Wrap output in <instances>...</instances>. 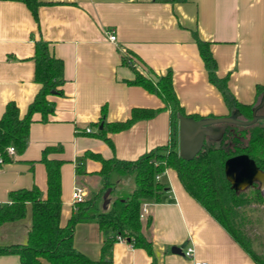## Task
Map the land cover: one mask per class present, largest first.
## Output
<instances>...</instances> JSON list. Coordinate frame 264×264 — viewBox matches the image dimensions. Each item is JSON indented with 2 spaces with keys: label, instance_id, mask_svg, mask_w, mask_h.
I'll return each mask as SVG.
<instances>
[{
  "label": "crops",
  "instance_id": "obj_1",
  "mask_svg": "<svg viewBox=\"0 0 264 264\" xmlns=\"http://www.w3.org/2000/svg\"><path fill=\"white\" fill-rule=\"evenodd\" d=\"M38 1L41 5L35 18L24 2L0 0V117L9 102H15L24 115L40 89L34 80L33 60L38 40L48 42L50 51L64 62L63 95L48 97L55 104L54 113L46 121L35 113L25 151L0 164V203L9 201L11 191L34 186L46 199L47 170L40 160L49 146H61L62 151H52L48 158L65 161L61 169L62 224L74 211L76 187L84 189V201L96 200L103 210L132 191L131 175L118 173L105 189L102 163L94 158L84 161L83 173L77 171V160L87 152L130 161L171 140V111L158 94L129 84L135 73L123 63L127 52L146 75L143 63L158 74L172 72L175 91L189 115L231 114L223 94L209 80L195 34L210 44L217 75L228 77V89L237 101L253 103L257 87L264 85V0ZM110 34L116 35L115 42ZM136 108L158 112L126 130L108 132L112 146L94 135L106 123L128 121ZM259 114L264 116V109ZM160 181L167 189L160 202L147 204L143 219L152 253L118 241L113 244L112 264H193L194 260L257 264L187 192L175 170L167 168ZM106 190L109 194L104 197ZM31 227L32 205L28 204L24 218L0 226V247L25 244ZM107 234L96 222L79 223L74 243L97 260ZM184 244L193 247V258L172 251ZM257 247L253 251L264 258V244ZM19 263L16 254L0 255V264ZM40 264L50 263L42 259Z\"/></svg>",
  "mask_w": 264,
  "mask_h": 264
},
{
  "label": "trees",
  "instance_id": "obj_2",
  "mask_svg": "<svg viewBox=\"0 0 264 264\" xmlns=\"http://www.w3.org/2000/svg\"><path fill=\"white\" fill-rule=\"evenodd\" d=\"M24 2L38 18V0H16ZM199 52L209 74L210 82L223 94L231 113L239 110L241 119L251 120L253 107L264 93V85L257 87L253 103L244 104L232 95L228 89V77L217 75V61L213 57L209 43L195 34ZM130 52L123 55V63L129 65L135 73L131 85L145 88L158 94L171 111L172 137L167 145L157 147L135 160H121L116 157L105 159L99 154L87 152L77 160L78 172H82L84 161L94 158L102 163L100 175L105 178V189L113 184L111 176L131 175L134 187L130 193L111 201L107 210H103L97 201H81L74 203V211L65 224L61 223L62 211V166L64 160L50 159L52 151H62L61 146H49L42 155L41 162L47 170V197L37 186L30 189H17L9 194L7 203H0V226L7 222L17 221L25 217L28 204L32 205V227L25 244L0 247V255L16 254L19 264H40L42 259L50 264H112L113 244L119 238H125L127 243L135 248H143L152 253V242L143 233L141 211L144 204L160 202L167 184L157 180L156 176L164 173L167 168L176 171L179 180L187 192L197 200L232 237L251 254L257 264H264V258L253 251L250 239L242 225L240 212L253 200L262 199L261 190L256 184L252 195L246 190L235 191L225 175V162L228 158L241 154L248 155L257 166L264 171V119L251 126L225 124V134L219 142H206L199 154L191 160H185L179 155V119L178 114L201 119L199 115H189L182 107L173 84L171 71L158 74L147 68V75L135 66ZM34 80L40 84V89L22 115L15 102H9L0 117V158L2 163L12 161V155L7 151L13 146L17 153H23L29 142L33 115L41 113L43 121L54 113L55 104L50 101V95H63L64 62L51 51L48 42L36 41ZM158 110L136 108L132 117L126 122L106 123L94 135L112 146L108 132H119L131 127L142 119L153 118ZM105 110L103 109V118ZM0 163V164H2ZM96 222L100 229L108 233L105 237L101 257L91 259L77 249L74 243L75 229L79 223ZM151 223L150 218L147 225Z\"/></svg>",
  "mask_w": 264,
  "mask_h": 264
},
{
  "label": "water",
  "instance_id": "obj_3",
  "mask_svg": "<svg viewBox=\"0 0 264 264\" xmlns=\"http://www.w3.org/2000/svg\"><path fill=\"white\" fill-rule=\"evenodd\" d=\"M264 109V93L253 107L251 120L241 119L239 110L224 117H204L196 119L191 116L178 114L179 119V155L185 160L196 157L206 142H219L225 134V124L251 126L264 119L259 112ZM225 175L235 191H244L259 184L264 196V171L246 154L230 157L225 162ZM109 192L106 194L108 196ZM108 201H106L107 203ZM187 244L173 247L172 251L184 254Z\"/></svg>",
  "mask_w": 264,
  "mask_h": 264
},
{
  "label": "rangeland",
  "instance_id": "obj_4",
  "mask_svg": "<svg viewBox=\"0 0 264 264\" xmlns=\"http://www.w3.org/2000/svg\"><path fill=\"white\" fill-rule=\"evenodd\" d=\"M130 180L134 184L132 176L130 177ZM258 187L260 188V186ZM253 190L254 187H250L246 189V192L249 195H252ZM107 193L108 191L106 190L104 193V197ZM240 214L242 218V225L247 236L250 239L251 247L254 249V251H257V244H264V196L262 195L261 201L253 200V202L245 207L240 212Z\"/></svg>",
  "mask_w": 264,
  "mask_h": 264
},
{
  "label": "built area",
  "instance_id": "obj_5",
  "mask_svg": "<svg viewBox=\"0 0 264 264\" xmlns=\"http://www.w3.org/2000/svg\"><path fill=\"white\" fill-rule=\"evenodd\" d=\"M109 39L111 41L115 42L116 41V35L110 34ZM87 132H90V129H87ZM7 151H8V153L10 155H14L16 153L15 148L13 146L8 147ZM0 163H2L1 158H0ZM160 177H161V174L157 175L156 176V179L157 180H160ZM73 199H74L75 202L84 201L85 200L84 189L81 188V187H76L74 189V192H73ZM146 212H147V204H144L143 207H142V211H141V219L142 220L145 218ZM119 242L126 243L127 241H126L125 238H119ZM184 254L188 258H193V255H194V249H193V247H186ZM193 264H208V263L207 262H204V261H196V260H194V263Z\"/></svg>",
  "mask_w": 264,
  "mask_h": 264
}]
</instances>
